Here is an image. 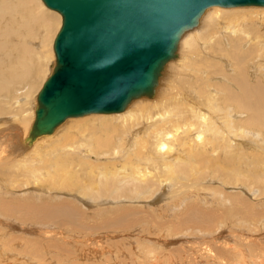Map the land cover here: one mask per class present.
<instances>
[{
    "label": "bare ground",
    "instance_id": "6f19581e",
    "mask_svg": "<svg viewBox=\"0 0 264 264\" xmlns=\"http://www.w3.org/2000/svg\"><path fill=\"white\" fill-rule=\"evenodd\" d=\"M62 26L0 0V264H264V7L209 8L153 96L34 134Z\"/></svg>",
    "mask_w": 264,
    "mask_h": 264
},
{
    "label": "water",
    "instance_id": "95a60500",
    "mask_svg": "<svg viewBox=\"0 0 264 264\" xmlns=\"http://www.w3.org/2000/svg\"><path fill=\"white\" fill-rule=\"evenodd\" d=\"M44 2L63 16V26L34 134L53 132L66 116L121 113L131 101L153 96L182 35L209 8L264 7V0Z\"/></svg>",
    "mask_w": 264,
    "mask_h": 264
},
{
    "label": "rangeland",
    "instance_id": "374dc122",
    "mask_svg": "<svg viewBox=\"0 0 264 264\" xmlns=\"http://www.w3.org/2000/svg\"><path fill=\"white\" fill-rule=\"evenodd\" d=\"M251 12H255V11H251ZM37 84H38V86L40 87L41 84H42V81H38ZM160 84H161V83H159V86H160ZM141 99H142V98H141ZM146 99H148V98H146ZM138 100H139V99H138ZM52 135H53V134H52ZM0 179L3 180V179L1 178V176H0ZM3 181L5 182V184H7V183H6V179L3 180Z\"/></svg>",
    "mask_w": 264,
    "mask_h": 264
}]
</instances>
